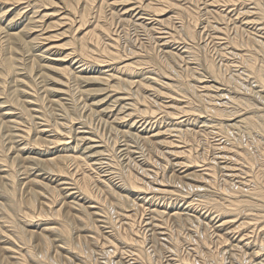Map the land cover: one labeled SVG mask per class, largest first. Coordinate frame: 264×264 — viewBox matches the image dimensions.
<instances>
[{
  "label": "bare ground",
  "instance_id": "obj_1",
  "mask_svg": "<svg viewBox=\"0 0 264 264\" xmlns=\"http://www.w3.org/2000/svg\"><path fill=\"white\" fill-rule=\"evenodd\" d=\"M101 263L264 264V0H0V264Z\"/></svg>",
  "mask_w": 264,
  "mask_h": 264
},
{
  "label": "rangeland",
  "instance_id": "obj_2",
  "mask_svg": "<svg viewBox=\"0 0 264 264\" xmlns=\"http://www.w3.org/2000/svg\"><path fill=\"white\" fill-rule=\"evenodd\" d=\"M47 10H48V8H47ZM6 23V22H5ZM129 31H131V30H129ZM130 34H131V32H130ZM205 36H206V34H204ZM131 36V35H130ZM202 53L204 54L203 56H202V58H205L204 56H207V55H209V56H211L213 53L211 52V50H210V48H203V49H201V52H200V54L202 55ZM217 57V55H215V58ZM218 59L219 58H216V60L218 61ZM221 67V69L219 68V70H220V72L223 74H225V75H227L228 76V74H229V70H227L226 71V69L224 68V67H222V66H220ZM223 69V70H222ZM224 71V72H223ZM228 72V73H227ZM126 124V123H125ZM124 129H126V128H124ZM145 227V226H144ZM143 231H144V229H143ZM150 234V233H149ZM115 259H118L117 257L115 258ZM105 261L104 259H102L101 257H100V259H99V261L100 262H102V261ZM101 264H104V263H101Z\"/></svg>",
  "mask_w": 264,
  "mask_h": 264
}]
</instances>
